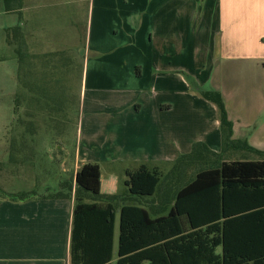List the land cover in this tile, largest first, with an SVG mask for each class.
Segmentation results:
<instances>
[{"label": "crops", "instance_id": "crops-1", "mask_svg": "<svg viewBox=\"0 0 264 264\" xmlns=\"http://www.w3.org/2000/svg\"><path fill=\"white\" fill-rule=\"evenodd\" d=\"M13 28L19 29L20 66L9 43ZM0 37L16 64L13 115L4 120L0 149L9 168L26 169V179L41 167L38 126L44 120L49 132L56 129L59 105L69 104L58 89L76 86L80 76L84 146L77 145L72 163L67 154L58 167L71 172L74 185L111 197L100 201L114 208L111 264L121 208L143 203L137 207L151 219L168 214L164 203L175 185L199 173V148L195 160L172 171L194 144L224 154L225 161L241 151L223 152L217 110L197 89L222 95L232 140L264 151V0H0ZM75 41L82 43L83 62L77 74L65 75L64 87L59 71L73 69ZM142 166L161 174L155 204L127 188L117 192L114 171L125 175L124 183L127 172ZM74 204V193L0 201V264H70ZM184 228L195 231L187 223Z\"/></svg>", "mask_w": 264, "mask_h": 264}, {"label": "trees", "instance_id": "trees-1", "mask_svg": "<svg viewBox=\"0 0 264 264\" xmlns=\"http://www.w3.org/2000/svg\"><path fill=\"white\" fill-rule=\"evenodd\" d=\"M18 30L12 29L9 43L15 46L14 57L20 66ZM197 90L217 110L223 152L245 150L263 159L225 161L222 154L211 152L203 143L194 144L190 154L175 162L172 171L195 160L198 148L199 163L206 167L193 179L175 185L164 203L168 214L151 219L141 207L121 208L116 264H264V151L232 140V123L222 95ZM210 157L215 159L212 163ZM126 177L124 185L133 196L156 197L162 188L161 174L154 169L142 166L127 172ZM72 193L70 264H111L114 208L100 203L111 197L74 185L72 178L61 182L48 196L62 199ZM39 197L36 192L13 194L0 187V201L21 203ZM185 223L195 231L185 233Z\"/></svg>", "mask_w": 264, "mask_h": 264}, {"label": "rangeland", "instance_id": "rangeland-1", "mask_svg": "<svg viewBox=\"0 0 264 264\" xmlns=\"http://www.w3.org/2000/svg\"><path fill=\"white\" fill-rule=\"evenodd\" d=\"M76 47H72L73 52L75 53V56L72 58L71 63L73 64V69H70V73L59 71V77H60V84L65 87L67 84L65 75H68L67 77H71V75L77 74V69L79 65L83 62V56H82V43L80 41H75ZM4 42L2 41V38L0 37V133L3 130V124L5 118H9L13 115V105L11 103V98L9 96V90L13 92L14 89V81H12V71L15 69V63L13 59L10 57V53L5 50ZM41 60L40 63L44 64L46 63L45 59ZM65 62V60H64ZM70 63V64H71ZM60 64V62H59ZM66 64V62H65ZM45 73V72H44ZM80 80V76H79ZM79 80L78 77L76 79V86H70L66 89H58L59 90V99L62 102L65 99H68L69 104L63 106L62 103L59 105L61 108L59 110V120L56 123L57 127L55 130L50 129L47 130V126L44 123V120L42 121V124L38 126V136L36 138L37 145H36V158L39 160L40 168L37 169L35 172L36 177L34 179H26L28 176L23 174V169H11L8 167V165L5 164V153L3 150L0 149V187L8 192V193H15L19 191H28V190H34L36 193H38L41 196H46L52 194L54 191H57V185L63 182L64 180H67L71 178V172H62V168L58 167V163L64 160L65 155H69L67 161L69 163H72V156L75 148L78 144H81V147L84 146L82 140H83V134L80 138V133L84 132L85 129V119L82 114V111L80 110V89H79ZM66 82V83H65ZM44 82H40L39 85H43ZM11 92V93H12ZM68 92L67 97L65 98V93ZM19 93V91H18ZM44 105H41L39 108V111H42ZM67 117L66 120H63V118ZM50 134V135H49ZM1 138V135H0ZM1 145V144H0ZM59 147H63L64 150L59 149ZM59 149V150H58ZM236 157L231 159L232 161H262V157L257 156L256 154L252 152H246V151H239L235 153ZM222 156H225L222 154ZM225 159V158H223ZM48 160L51 161V164H47ZM229 161V160H226ZM47 165V166H46ZM71 165V164H70ZM69 165V167H70ZM206 166L204 164L199 163V170L205 168ZM116 170V169H115ZM114 175L116 176L117 180V192L119 194H123L126 191V186L123 183V179L125 178V175L121 174L119 169L117 171H114ZM95 179V182L98 180ZM103 181H99L100 185L106 182L107 180L103 178ZM63 184V183H62ZM97 184V183H96ZM137 199L141 200V197H137ZM142 199H148V198H142ZM138 202H140L138 200ZM158 202L157 198H152L149 203L155 204ZM143 203H140L137 206L144 207L142 205ZM145 208V207H144Z\"/></svg>", "mask_w": 264, "mask_h": 264}]
</instances>
